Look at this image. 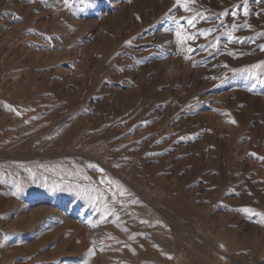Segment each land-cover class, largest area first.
Segmentation results:
<instances>
[{
    "label": "rangeland",
    "instance_id": "rangeland-1",
    "mask_svg": "<svg viewBox=\"0 0 264 264\" xmlns=\"http://www.w3.org/2000/svg\"><path fill=\"white\" fill-rule=\"evenodd\" d=\"M0 1V264H264V0Z\"/></svg>",
    "mask_w": 264,
    "mask_h": 264
},
{
    "label": "bare ground",
    "instance_id": "bare-ground-1",
    "mask_svg": "<svg viewBox=\"0 0 264 264\" xmlns=\"http://www.w3.org/2000/svg\"><path fill=\"white\" fill-rule=\"evenodd\" d=\"M3 1V0H2ZM19 1V0H18ZM21 1V0H20ZM19 1V2H20ZM91 1V0H90ZM89 1V2H90ZM125 1V0H124ZM1 2V1H0ZM24 2V1H23ZM26 2V1H25ZM28 2V1H27ZM22 3V2H21ZM29 4H31V3H29ZM91 4V3H90ZM88 5V4H87ZM94 5V4H93ZM23 6V5H22ZM89 6V5H88ZM25 7H28V6H25ZM67 7V6H66ZM29 8V7H28ZM89 8V7H88ZM91 8V7H90ZM93 8V7H92ZM101 9H102V7H101ZM84 10V9H83ZM86 11V10H85ZM98 12H99V10H98ZM68 13V12H67ZM66 13V14H67ZM72 13V12H71ZM85 14V13H84ZM98 14V13H97ZM89 15V14H88ZM102 15V14H101ZM100 15V16H101ZM75 16L77 17V15H76V13H75ZM75 16H73V17H75ZM99 16V15H98ZM104 16V15H103ZM79 17V16H78ZM78 19V18H77ZM87 19V18H86ZM85 19V20H86ZM91 19V18H90ZM97 19V18H96ZM102 19V18H101ZM99 20V19H98ZM67 21V20H66ZM69 21V20H68ZM78 22V21H77ZM71 23V22H70ZM82 23V22H81ZM87 23V22H86ZM91 23H92V21H91ZM106 23H107V21H106ZM93 24V23H92ZM74 25V24H73ZM105 25V24H104ZM90 26H93V25H90ZM94 27V26H93ZM103 27V26H102ZM105 27V26H104ZM98 29V28H97ZM103 29V28H102ZM84 31H85V29H84ZM103 31V30H102ZM104 32V31H103ZM97 33V32H96ZM100 33H102V32H100ZM85 35V34H84ZM68 36V35H67ZM89 38H90V36H88ZM87 37V38H88ZM92 38V37H91ZM191 38H192V36H191ZM195 39V38H194ZM90 40V39H89ZM169 40V39H168ZM170 41V40H169ZM163 42V41H162ZM174 42V41H173ZM176 44V43H175ZM179 44V43H178ZM171 45V44H170ZM173 45V47H174V50H172V51H174V58H172V63L173 62H176V61H178L179 59V57H180V54H181V50H180V48L178 47V45L176 46V45H174V44H172ZM171 45V46H172ZM182 45V44H181ZM82 46V45H81ZM168 47V46H167ZM182 48H185V47H183L182 46ZM170 49V48H169ZM187 49V48H186ZM162 51V50H161ZM167 53V52H166ZM172 53V52H171ZM226 53V52H225ZM173 54V53H172ZM159 56V55H158ZM169 56V55H168ZM226 57L225 58H227V55H225ZM85 57V56H84ZM161 57H164V55L163 56H161ZM176 57V58H175ZM151 58V57H150ZM232 58V57H231ZM171 59V58H170ZM221 59V58H220ZM228 59V58H227ZM226 59V60H227ZM159 60H161V59H159ZM225 60V59H224ZM149 61H150V59H149ZM155 61V60H154ZM151 62V61H150ZM179 62H181V60L179 61ZM225 62V61H224ZM143 63V62H142ZM169 63H170V61L169 60H165V61H163L162 63H161V66H160V68L159 69H163V67H166V66H168L169 65ZM171 63V64H172ZM213 63V62H212ZM160 64V63H159ZM176 64H177V62H176ZM176 64H175V66H176ZM179 64V63H178ZM217 64V63H216ZM143 65V64H142ZM172 65H174V64H172ZM149 66V65H148ZM157 66V65H156ZM194 66V65H193ZM216 66V65H215ZM219 66H222V65H220L219 64ZM151 67V66H150ZM225 67V66H224ZM174 68V67H173ZM196 68V67H195ZM217 68V67H216ZM151 69V68H150ZM158 69V68H157ZM157 69H155V70H157ZM170 69V68H169ZM204 69V68H203ZM206 69V68H205ZM217 69H219V68H217ZM137 71L139 70V68L138 69H136ZM154 70V71H155ZM202 70V69H201ZM209 71V70H208ZM156 72V71H155ZM159 72V71H158ZM187 73V72H186ZM148 74V73H147ZM155 74V73H154ZM153 75V74H152ZM161 75V74H160ZM172 75V74H171ZM177 75V74H176ZM201 75L202 74H200L199 72H194V69H193V71H190L189 72V74H188V76H186L187 78H189L190 80H194V81H196L197 79H199V78H201ZM168 77V76H167ZM181 77V76H180ZM209 77V76H208ZM140 78V77H139ZM141 79V78H140ZM182 79V78H181ZM188 79V80H189ZM150 80V79H149ZM164 80V79H163ZM203 80V79H202ZM167 81V80H166ZM197 82V81H196ZM244 82V81H243ZM169 83V82H168ZM237 84V83H236ZM171 85V84H170ZM188 85V84H187ZM234 85V84H233ZM232 85V86H233ZM241 85V84H240ZM239 85V86H240ZM247 85V84H246ZM252 85H253V83H252ZM192 86H193V84H192ZM230 86V85H229ZM234 86H236V85H234ZM243 86H244V84H243ZM248 86H251V85H248ZM257 86V85H256ZM238 87V86H237ZM192 88V87H191ZM241 88H243V87H241ZM253 88V87H252ZM227 89V88H226ZM225 89V90H226ZM260 89V88H259ZM261 89H262V87H261ZM224 90V91H225ZM245 90H247V89H245ZM186 91V90H185ZM191 93V92H190ZM219 93V92H218ZM258 93H260V92H258ZM263 93V95H264V92H262ZM180 94V93H179ZM264 97V96H263ZM225 99L228 101V102H248V103H250V105L252 106V108L253 109H258V110H262L263 112H264V98H262V97H260L259 95H257V94H255V95H251V94H249V92H246V91H243V92H241L240 91V89H237V90H235V91H232V93L229 95H227L226 97H225ZM225 101V100H224ZM229 104V103H228ZM246 104V103H245ZM195 105H197V104H195ZM227 105V104H226ZM188 106V105H187ZM186 106V107H187ZM191 106V105H190ZM246 106V105H245ZM242 107V106H241ZM198 109H200V108H198ZM244 110V109H243ZM188 111V110H187ZM245 111V110H244ZM249 111V110H248ZM197 112V111H196ZM200 112H201V110H200ZM246 113V112H245ZM259 113V112H258ZM183 114V113H182ZM185 114V113H184ZM184 114H183V116H184ZM200 114V113H199ZM202 114H203V112H202ZM248 114V113H247ZM191 115V114H190ZM204 115V114H203ZM242 115V114H241ZM255 115V114H254ZM258 115V114H257ZM256 115V116H257ZM260 115V114H259ZM189 116V115H188ZM195 116V115H194ZM196 116H197V114H196ZM202 116V115H201ZM205 116V115H204ZM210 116V115H209ZM208 116V117H209ZM181 117V116H180ZM179 117V118H180ZM191 117H193V116H191ZM254 117V116H253ZM189 118H190V116H189ZM210 118H212L211 116H210ZM214 118V117H213ZM257 118V117H256ZM262 118L264 119V113H262ZM177 119H178V117H177ZM182 119V118H181ZM180 119V120H181ZM259 119H260V117H259ZM175 120H176V118H175ZM174 120V121H175ZM183 120V119H182ZM248 120V119H247ZM177 121V120H176ZM185 121V120H184ZM197 121V120H196ZM200 123L203 125V123H205V121H208V118H204L203 116L202 117H200ZM198 121V122H199ZM245 121H246V119H245ZM253 121V120H252ZM259 122V121H258ZM189 123V122H188ZM214 123V122H213ZM253 123V122H252ZM189 124H191V123H189ZM200 124V125H201ZM256 124V122L254 123V125ZM187 125V124H186ZM206 125V124H205ZM194 126H196V125H194ZM215 126V125H214ZM221 126V125H220ZM212 127V126H211ZM252 127H254V126H252ZM184 128V127H183ZM201 128V127H200ZM200 128H198L199 130H200ZM189 129V128H188ZM222 129H223V127H222ZM246 129V128H245ZM217 130H218V126H217ZM258 130V129H257ZM210 131V130H209ZM250 131V130H249ZM251 131H253L252 130V128H251ZM209 133V132H208ZM226 133V132H225ZM258 134V133H257ZM209 135H211V134H209ZM217 135V134H216ZM215 135V136H216ZM251 135H253V134H251ZM198 136V135H197ZM214 136V137H215ZM221 136H222V134H221ZM227 136V135H226ZM255 136V135H254ZM224 137V136H223ZM229 137V136H228ZM256 137V136H255ZM194 138V137H193ZM199 138V137H198ZM227 138V137H226ZM260 138V137H259ZM262 138V137H261ZM196 139V138H195ZM213 139V138H212ZM224 139V138H223ZM228 139V138H227ZM218 140V139H217ZM187 141V140H186ZM198 141V140H197ZM201 141V140H200ZM229 141V140H228ZM227 141V142H228ZM263 140H261V142H262ZM223 142V141H222ZM259 142V141H258ZM199 143V142H198ZM204 143V142H203ZM213 143V142H212ZM221 143V142H220ZM214 144V143H213ZM251 144V143H250ZM189 145V144H188ZM200 145V144H199ZM211 145V144H210ZM227 145V144H226ZM184 146V145H183ZM197 146V145H196ZM203 146V145H202ZM260 146V145H259ZM218 147V146H217ZM222 147V146H221ZM254 147V146H253ZM262 147H264L263 146V144H262ZM261 147V148H262ZM186 148H188V147H186ZM199 148V147H198ZM200 148H201V146H200ZM212 148V147H211ZM224 148V147H223ZM260 148V149H261ZM189 149H191V148H189ZM218 149V148H217ZM220 149V148H219ZM225 149V148H224ZM227 149V148H226ZM183 150V149H182ZM206 150H207V148H206ZM225 152H227V151H225ZM245 152V151H244ZM250 152V151H249ZM208 153V152H207ZM220 153V152H219ZM191 154V153H190ZM203 154H205V152L203 153ZM210 153H208V155H209ZM218 154V153H217ZM192 155V154H191ZM206 156H207V154H206ZM215 156H216V154H215ZM215 156H212V157H215ZM247 156V155H246ZM245 156V157H246ZM259 156V155H258ZM195 157L197 158V156L195 155ZM252 157V156H251ZM260 157V156H259ZM194 158V157H193ZM224 158V157H223ZM217 159V158H216ZM244 159V158H243ZM263 159V158H262ZM194 160V159H193ZM201 160V159H200ZM204 160V159H203ZM207 160H208V157H207ZM255 160V159H254ZM257 160V159H256ZM216 161V160H215ZM223 161V160H222ZM245 161V160H244ZM252 161V160H251ZM203 162V161H202ZM224 162V161H223ZM256 162V161H255ZM209 163V162H208ZM207 163V164H208ZM242 163V162H241ZM203 164H204V162H203ZM210 165V164H209ZM228 165V164H227ZM245 165H247V164H245ZM201 166H203V165H201ZM233 166V165H232ZM220 167V166H219ZM230 167V166H229ZM188 168V167H187ZM258 168V167H257ZM263 168V167H262ZM199 169V168H198ZM207 169V168H206ZM260 169H261V167H260ZM190 170V169H189ZM192 170V169H191ZM200 170V169H199ZM212 170V169H211ZM227 170V169H226ZM193 171V170H192ZM231 171H232V169H231ZM253 171V170H252ZM209 172V171H208ZM215 172V171H214ZM221 172V171H220ZM222 172H223V170H222ZM244 172V171H243ZM115 173V172H114ZM194 173V172H193ZM204 174V173H203ZM213 174V173H212ZM225 174V173H224ZM229 174V173H228ZM238 174H239V172H238ZM237 174V175H238ZM117 175V174H116ZM226 175V174H225ZM236 175V176H237ZM251 175V174H250ZM112 176V175H111ZM113 176H115V175H113ZM113 176H112V178H113ZM117 176H120V175H117ZM203 176V175H202ZM204 176H206V175H204ZM256 176V175H255ZM226 177V176H225ZM238 178H239V176H237ZM252 177V176H251ZM118 178V177H117ZM121 178V177H120ZM208 178V177H207ZM212 178V177H211ZM233 177H231V179H232ZM110 179H111V177H110ZM123 179V178H122ZM218 179V178H217ZM234 179V178H233ZM250 180V179H249ZM232 181V180H231ZM246 181V180H245ZM248 181V180H247ZM213 182V181H212ZM249 183V182H248ZM250 183H251V181H250ZM253 183V182H252ZM226 184V183H225ZM219 185V184H218ZM240 185V184H239ZM256 185V184H255ZM259 185V184H258ZM132 186V185H131ZM242 187V186H241ZM132 188L133 189H135L137 192H139V190L136 188V186H132ZM245 188V187H244ZM255 188V187H254ZM253 188V189H254ZM264 188V187H263ZM246 189V188H245ZM134 190V191H135ZM209 190H210V188H209ZM257 190V189H256ZM202 191H204V190H202ZM200 192V191H199ZM206 192V191H205ZM222 192V191H221ZM252 192V191H251ZM255 192V191H254ZM240 193H242V192H240ZM246 193V192H245ZM250 195V194H249ZM255 195V194H254ZM202 196V195H201ZM237 196V195H236ZM245 196H246V194H245ZM264 196V195H263ZM241 197V196H240ZM247 197V196H246ZM245 197V198H246ZM249 198H251V197H249ZM156 201V200H155ZM164 201V200H163ZM242 201V200H241ZM60 203V202H59ZM248 203V202H247ZM69 206H71V204L69 205ZM158 206V205H157ZM30 207V206H29ZM51 207V206H50ZM50 207H42V208H39V209H36L35 211H32L33 213L30 215V216H26V217H21L22 218V220H21V226L23 227V229H27V228H29L30 226H32L33 224H39L38 226H39V228L41 229V228H45V227H55L56 226V228L58 227V229L60 228V229H66V228H68V226L70 225L69 224V219L70 218H74V219H76V225H75V227L77 228V227H85V228H87V230H88V235H89V241L91 242V243H94V245L95 246H97L100 250H101V242H100V238L97 236V233H96V231H94L93 229H91L90 227L91 226H89V217L88 216H86V210L84 209V208H81L80 210L79 209H77V210H73V211H71V212H68V214L66 213V214H59V213H52V214H50V212L52 211V209L50 208ZM158 207H160V208H166V207H164V204L163 203H160V206H158ZM21 208H22V206H21ZM55 208V207H54ZM71 209H72V207H70ZM76 208V207H75ZM80 208V207H79ZM172 209V208H171ZM68 211V210H67ZM66 212V211H65ZM173 212H174V210H173ZM91 214V213H90ZM177 214H180V212L179 213H177ZM20 215V214H19ZM88 215V214H87ZM181 215V214H180ZM180 215H178V216H180ZM184 215V214H183ZM17 216V215H16ZM184 218V217H183ZM185 219V218H184ZM182 220V217H181V220H180V222L182 223V224H186V220ZM249 220V219H248ZM249 222V221H248ZM250 223V222H249ZM75 227H74V225L72 226V229L73 230H75ZM38 228V227H37ZM55 228V229H56ZM71 228V227H70ZM96 228V227H95ZM53 229V228H52ZM41 231V230H40ZM43 231V230H42ZM56 231V230H55ZM80 231V230H79ZM78 231V232H79ZM25 232V231H24ZM68 232V231H67ZM81 232H82V230H81ZM28 233V232H27ZM59 233V232H58ZM66 233V232H65ZM71 233H72V236L73 237H76V232L75 231H71ZM32 235V234H31ZM71 235V234H70ZM74 239V238H73ZM72 239V240H73ZM79 240V239H78ZM83 240V239H82ZM87 241V240H86ZM86 241H84V242H86ZM65 242H67V241H65ZM68 243V242H67ZM67 243H62L61 244V246L59 247L60 249H65L66 248V246H67ZM70 243V242H69ZM135 242L133 241V244H134ZM87 244V243H86ZM60 245V244H59ZM69 245V244H68ZM136 245H137V243H136ZM135 246V245H134ZM58 248V247H57ZM133 248H135V247H133ZM137 249V248H136ZM59 250V249H58ZM135 250V249H134ZM64 251V250H63ZM90 251V250H89ZM61 252V251H60ZM59 252V253H60ZM134 251H132V253H133ZM63 253H65V252H63ZM93 255H94V253H93ZM92 255V256H93ZM96 255V254H95ZM65 257V256H64ZM63 260V259H62ZM65 260V259H64ZM138 261H140V260H138ZM65 263H66V261H65Z\"/></svg>",
    "mask_w": 264,
    "mask_h": 264
},
{
    "label": "snow or ice",
    "instance_id": "snow-or-ice-1",
    "mask_svg": "<svg viewBox=\"0 0 264 264\" xmlns=\"http://www.w3.org/2000/svg\"><path fill=\"white\" fill-rule=\"evenodd\" d=\"M177 2H179V0H177ZM185 10L186 11H190V9L187 7V4H185ZM245 14H247V12H245ZM189 23L191 24L192 22L189 21ZM177 35L179 36L180 33L178 32ZM194 38V37H193ZM189 51H191V49H188ZM232 123H235V121L233 120ZM13 195H15V193H13ZM245 211H248L247 209Z\"/></svg>",
    "mask_w": 264,
    "mask_h": 264
}]
</instances>
